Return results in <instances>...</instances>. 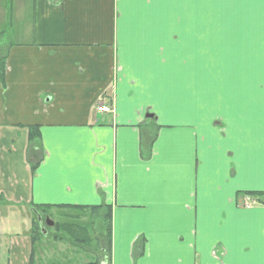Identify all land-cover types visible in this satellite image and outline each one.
<instances>
[{
    "label": "crops",
    "instance_id": "obj_1",
    "mask_svg": "<svg viewBox=\"0 0 264 264\" xmlns=\"http://www.w3.org/2000/svg\"><path fill=\"white\" fill-rule=\"evenodd\" d=\"M0 18L4 209L109 207L108 252L97 222L90 248L56 243L72 264H264V0H0ZM28 229L6 264H29Z\"/></svg>",
    "mask_w": 264,
    "mask_h": 264
},
{
    "label": "trees",
    "instance_id": "obj_2",
    "mask_svg": "<svg viewBox=\"0 0 264 264\" xmlns=\"http://www.w3.org/2000/svg\"><path fill=\"white\" fill-rule=\"evenodd\" d=\"M5 58L4 56H0V81L4 82V73H5ZM153 137H148V139L145 141L146 149L150 151L151 143H152ZM27 150H26V159L27 163L29 165V169L32 174H34L37 165L42 161L43 159V153L40 149V129L37 125L28 126L27 127ZM32 214L35 216L34 220V226L31 227V252L29 257V264H37L39 262L40 257V251H44L45 248H43L46 245L40 244L42 240L46 236L49 235V232L46 229V225H43L44 229L46 230V234L44 235L41 231V225L37 220V216L39 215L41 217V220L44 219L46 216L48 218H51L52 216V209L59 210V208H55L53 205H31ZM105 209L103 212L102 209ZM71 209V212H74L73 217L67 224L66 230H64L65 235L68 236V242L72 246H76L79 250H82V248L91 247V244L93 243L94 238L92 237V242L90 240H81L77 236L82 234L83 231H87L89 223H95L96 224V230L98 232L97 235V242L98 243H104L105 252L109 250L110 246V230H111V223H110V211L109 207L97 205L92 207H82V206H76L75 208L71 207L68 208ZM86 217L87 222L84 223L82 221L81 217ZM69 218V217H68ZM53 228L56 229L57 233H62L59 229L61 228L60 225L57 222L53 221ZM103 233V235H102ZM63 234V233H62ZM60 234L59 239L65 238V235ZM58 238V236H56ZM67 241V240H66ZM95 244V245H96ZM38 251V255H37ZM81 252V251H80ZM82 253V252H81ZM83 254V253H82ZM82 264H99L98 258L95 260H85Z\"/></svg>",
    "mask_w": 264,
    "mask_h": 264
},
{
    "label": "rangeland",
    "instance_id": "obj_3",
    "mask_svg": "<svg viewBox=\"0 0 264 264\" xmlns=\"http://www.w3.org/2000/svg\"><path fill=\"white\" fill-rule=\"evenodd\" d=\"M13 4L15 5V2ZM8 6L9 5H7L6 7H8ZM3 14H4V11H3ZM3 14H2V17H3ZM0 20L4 21L1 18H0ZM4 22H5V24L7 23L6 20ZM6 35H7V37H9L8 31L6 32ZM6 45L7 44L4 42L0 43V48L2 49V52L5 51ZM0 56H4V55L1 54ZM162 60L163 59H160V60H144V65L146 67L155 66L159 62H161ZM169 60L170 59H166L163 61H169ZM190 71H191V67H187L186 65L183 68L179 67V74H184V73L190 72ZM170 72L171 71L169 70V73ZM147 73L148 72H146V74ZM162 78H163V80L165 78H167V81H168L169 76L162 77ZM258 78H262L260 76V74H258ZM263 80H264V78H263ZM7 105H9V104H7ZM10 111H11L10 107H8L5 110V112L7 114H10ZM2 201L3 200H0V264H6L5 261H6V259H8V254L6 252H7L9 237H14V235H17V234L19 235L23 231H27V228H29L28 231H29V236H30V240H31V233L30 232H31V227L34 226L35 216L32 213H30L28 218L23 219L19 216V214L16 215L15 212L14 213L10 212L11 210H14V208H15L13 205H8V208L4 209L6 207V205H4L2 203ZM26 209H28V208H26ZM46 219H47V216L45 217V224H46ZM50 219L52 222L53 221L57 222L60 225L61 228L59 230L62 231L63 234L59 233V232L57 233L55 228H53L50 225H46V229L49 232V235L46 236L44 238V240H42L40 243V244L46 245V246L43 247V248H45L44 251L39 250L40 251V254H39V257H40L39 260L40 261L37 262V264H64L67 261L69 262L68 264H72L74 261H71V259L74 257V255L72 253H70L68 250L61 252L58 244H56V243H64V244L69 245V243L64 238L59 239V236H60V234L65 235L64 230L66 229L67 224H69L68 222L71 220V218H68V217L66 218L65 216H61V215L52 213V216H51V218H49V221H50ZM23 222H25V224ZM86 222H87V220L84 221V223H86ZM96 224H98V223H95L94 225L96 226ZM12 231H15L16 233L12 234V235L7 234V233L12 232ZM56 236H58V238H56ZM53 242L56 245H55L54 249L53 248L51 249L50 245ZM37 255H38V251H37ZM48 259H50V260H48Z\"/></svg>",
    "mask_w": 264,
    "mask_h": 264
},
{
    "label": "water",
    "instance_id": "obj_4",
    "mask_svg": "<svg viewBox=\"0 0 264 264\" xmlns=\"http://www.w3.org/2000/svg\"><path fill=\"white\" fill-rule=\"evenodd\" d=\"M37 220H38V222L40 223V225H41V217L38 215L37 216ZM44 222H45V220H44ZM46 225H50V226H52L53 225V222L50 220L49 221V218H47L46 219ZM41 231H42V233L45 235L46 234V230L44 229V227H43V225H41Z\"/></svg>",
    "mask_w": 264,
    "mask_h": 264
},
{
    "label": "built area",
    "instance_id": "obj_5",
    "mask_svg": "<svg viewBox=\"0 0 264 264\" xmlns=\"http://www.w3.org/2000/svg\"><path fill=\"white\" fill-rule=\"evenodd\" d=\"M97 111H98V112H109L110 109H109L106 105L101 104V105L97 108Z\"/></svg>",
    "mask_w": 264,
    "mask_h": 264
},
{
    "label": "flooded vegetation",
    "instance_id": "obj_6",
    "mask_svg": "<svg viewBox=\"0 0 264 264\" xmlns=\"http://www.w3.org/2000/svg\"><path fill=\"white\" fill-rule=\"evenodd\" d=\"M44 220H45V218H44V219H42V222H41V224H44Z\"/></svg>",
    "mask_w": 264,
    "mask_h": 264
}]
</instances>
